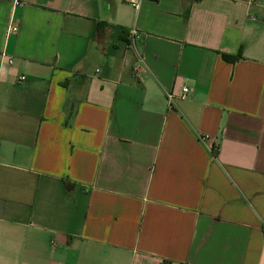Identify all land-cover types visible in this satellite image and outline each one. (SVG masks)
<instances>
[{
    "label": "crops",
    "instance_id": "1",
    "mask_svg": "<svg viewBox=\"0 0 264 264\" xmlns=\"http://www.w3.org/2000/svg\"><path fill=\"white\" fill-rule=\"evenodd\" d=\"M130 1L0 0V264H264V0Z\"/></svg>",
    "mask_w": 264,
    "mask_h": 264
},
{
    "label": "built area",
    "instance_id": "2",
    "mask_svg": "<svg viewBox=\"0 0 264 264\" xmlns=\"http://www.w3.org/2000/svg\"><path fill=\"white\" fill-rule=\"evenodd\" d=\"M24 0H13V4L16 6V5H19L23 2ZM129 2V0H128ZM130 5L134 8V9H138L139 7V0H131L130 1ZM9 32H16L17 31V25L13 22V20H11V23H10V26H9V29H8ZM129 34L131 35V37H135L136 36V32L134 30H131L129 32ZM12 59L11 58H8L7 59V62L9 64L12 63ZM25 80V76L24 75H20L18 77V82H21V81H24ZM190 92V89L186 86H182V88L180 89V92L178 94H175V93H167L166 94V97H167V100L168 101H172L174 99V97H177V98H180V99H184L186 98V96L189 94Z\"/></svg>",
    "mask_w": 264,
    "mask_h": 264
},
{
    "label": "trees",
    "instance_id": "3",
    "mask_svg": "<svg viewBox=\"0 0 264 264\" xmlns=\"http://www.w3.org/2000/svg\"><path fill=\"white\" fill-rule=\"evenodd\" d=\"M101 25H102L101 23L98 24V26H97V31L100 30ZM216 153H217V151H216L215 149H213V154L216 155ZM66 185H67V184H66Z\"/></svg>",
    "mask_w": 264,
    "mask_h": 264
}]
</instances>
